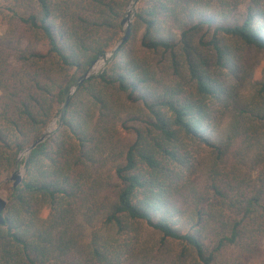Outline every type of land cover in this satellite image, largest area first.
I'll return each instance as SVG.
<instances>
[{
    "label": "trees",
    "instance_id": "obj_1",
    "mask_svg": "<svg viewBox=\"0 0 264 264\" xmlns=\"http://www.w3.org/2000/svg\"><path fill=\"white\" fill-rule=\"evenodd\" d=\"M2 1L0 264H264V0Z\"/></svg>",
    "mask_w": 264,
    "mask_h": 264
},
{
    "label": "water",
    "instance_id": "obj_2",
    "mask_svg": "<svg viewBox=\"0 0 264 264\" xmlns=\"http://www.w3.org/2000/svg\"><path fill=\"white\" fill-rule=\"evenodd\" d=\"M139 1L140 0H133L131 2L129 7L127 8L126 15L122 19V25L125 28V34L123 35V37L119 40V42L115 46V48H113L111 51L107 52L104 57L100 58V59H104L107 56V59L105 60V65H106L107 60L110 59L113 55H115V53L121 47L123 42H125L130 37L132 23H133L132 22V16L134 15V17H135V13L137 11V6H138ZM100 59L96 60L93 64V66L82 77L79 78V83H81L84 79L90 77L91 75L97 74L98 72H100L101 70L104 69L105 65L100 71H98L96 73H92V68L95 66V64H97L99 62ZM76 88H77V86H75V85L72 87H66V92H68V99H69L70 95H72L75 92ZM67 103H68V100H67ZM61 116H62V114L59 115L60 126L62 123V117ZM50 129H51V126L49 127V130H48L50 132L45 130L43 135L35 143H33L30 147L26 148L22 153L19 154L18 164H17V166H16V168H15V170L11 176V180H13V186L14 187H17L22 182L23 177H24L23 173L25 172L26 166L24 164L23 172H21L20 166H19L20 160H22L23 155H25L26 156L25 159H27L29 156V153L31 152V150L34 147H36L40 142L45 141L49 136H51L52 134H54L56 132V131H53L52 129H51L52 130V132H51ZM7 204H8V198L0 195V225H3L5 223V211L7 208Z\"/></svg>",
    "mask_w": 264,
    "mask_h": 264
},
{
    "label": "rangeland",
    "instance_id": "obj_3",
    "mask_svg": "<svg viewBox=\"0 0 264 264\" xmlns=\"http://www.w3.org/2000/svg\"><path fill=\"white\" fill-rule=\"evenodd\" d=\"M133 21H134V15L132 16V22ZM8 24H9V16L7 15V11L5 9L4 2L2 0H0V36L6 34V32L8 30ZM124 34L125 33H123V35ZM47 47H48L47 43L42 42L38 45L37 49L45 51L47 49ZM257 57L259 60V64L256 68L255 75H254L255 81L262 79L264 76V56L262 54H257ZM106 59H107V56L104 59H100L99 62L97 64H95V66L92 68V73H96V72L100 71L104 67ZM0 94H1V91H0ZM129 118H130L129 113L123 114L121 117V123L123 121H127L128 124H132V122ZM50 126H51V129L53 131H58L60 129V127H59L60 126L59 115L56 118H54V120L48 125V128H46L45 130L48 131ZM52 130H51V132H52ZM122 130L127 134V136L133 137L132 133L128 134L127 130H125L123 127H122ZM48 132H50V131H48ZM25 158H26V156L23 155L22 160H20L19 166H20L21 172H23V169H24L23 161L25 160ZM14 170H12L10 172L4 171L2 169L0 170V192H3V193L5 192L4 194L6 197H8V194L10 192V188L13 185V180H11V176H12ZM23 174H25V172ZM47 214H48V210H44L42 213V216L46 217Z\"/></svg>",
    "mask_w": 264,
    "mask_h": 264
},
{
    "label": "bare ground",
    "instance_id": "obj_4",
    "mask_svg": "<svg viewBox=\"0 0 264 264\" xmlns=\"http://www.w3.org/2000/svg\"><path fill=\"white\" fill-rule=\"evenodd\" d=\"M4 193H5V192H4ZM4 193H3V192H0V195L6 197ZM6 195H7V194H6Z\"/></svg>",
    "mask_w": 264,
    "mask_h": 264
}]
</instances>
